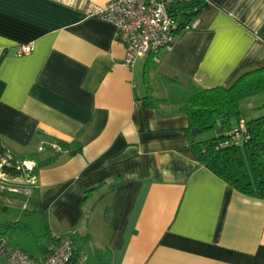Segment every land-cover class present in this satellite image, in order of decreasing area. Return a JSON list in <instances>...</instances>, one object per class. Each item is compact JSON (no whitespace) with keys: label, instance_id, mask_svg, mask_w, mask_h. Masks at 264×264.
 <instances>
[{"label":"crops","instance_id":"obj_1","mask_svg":"<svg viewBox=\"0 0 264 264\" xmlns=\"http://www.w3.org/2000/svg\"><path fill=\"white\" fill-rule=\"evenodd\" d=\"M107 1L0 0V139L16 155L81 147L37 171L51 235L75 234L76 264H103L97 249L108 264H264V200L198 163L185 115L140 101L147 61L155 96L159 75L211 88L264 67V0H207L170 51L132 67L115 26L85 14Z\"/></svg>","mask_w":264,"mask_h":264},{"label":"trees","instance_id":"obj_2","mask_svg":"<svg viewBox=\"0 0 264 264\" xmlns=\"http://www.w3.org/2000/svg\"><path fill=\"white\" fill-rule=\"evenodd\" d=\"M205 4L206 1L199 0L185 5L183 9L188 12H184V15L188 21ZM150 63L147 61L143 69L145 94L140 99L142 106L165 115H185L188 124L184 132L198 163L236 191L264 200V115L245 120L246 131L239 139L233 137L242 119L241 101L264 92V67L242 73L228 86L211 88H203L194 83L182 86L175 78L159 75L158 84L166 90L164 96H155L149 81V72L154 67ZM193 128L197 130L195 134L191 132ZM203 132H214L215 136L197 140L196 135ZM51 142L44 144L47 150L44 156L38 153L16 155L0 139V171L9 179L35 180L38 169L53 164L59 152L67 150L69 155L81 152L75 140L66 142L51 138ZM52 144H57L60 151L55 152ZM25 161L34 163L30 170L23 165ZM29 188V195L0 192V236L7 239L10 247L39 259L51 251L52 247H47L45 242L56 240L51 235L47 213L37 206L36 183L29 184ZM66 235L74 243L70 264H76V236L71 233ZM109 255L107 250L97 249L93 253V256L105 260L103 264H108Z\"/></svg>","mask_w":264,"mask_h":264},{"label":"built area","instance_id":"obj_3","mask_svg":"<svg viewBox=\"0 0 264 264\" xmlns=\"http://www.w3.org/2000/svg\"><path fill=\"white\" fill-rule=\"evenodd\" d=\"M199 0H108L105 4L89 2L85 7V14L111 22L115 26L116 38L124 44L123 64L132 67L139 58L149 57L152 61L158 60L160 51H170L177 34L190 28L193 23H183L180 20L184 15L183 7ZM206 1L207 0H203ZM31 45L20 46L17 54L30 52ZM246 131L245 120L240 119L238 129L233 132L234 139H239ZM55 152L60 151L57 144L51 145ZM45 146L39 148L43 151ZM27 169L32 166L23 162ZM0 171V192H25L30 194V188L20 189L11 183ZM34 184V178H31ZM21 191V192H20ZM56 242L51 251L43 258H33L26 252L12 248L7 239L0 236V264H70L74 254V243L70 236L53 235Z\"/></svg>","mask_w":264,"mask_h":264},{"label":"rangeland","instance_id":"obj_4","mask_svg":"<svg viewBox=\"0 0 264 264\" xmlns=\"http://www.w3.org/2000/svg\"><path fill=\"white\" fill-rule=\"evenodd\" d=\"M252 97L253 98L251 97L247 98L248 100H250L251 105L249 106L244 105V102L245 103L248 102V101L246 102L247 99L242 100L240 103V106L242 108L241 115L244 118V120H250L252 118H256V117L264 115V92L257 94L255 96H252ZM213 136H215L214 132H203V133L196 135V139L206 140ZM11 183L15 184L22 190V189L29 188V184H31V181H26V179L19 178V179L12 180ZM22 193L24 194L25 192H23L22 190Z\"/></svg>","mask_w":264,"mask_h":264},{"label":"water","instance_id":"obj_5","mask_svg":"<svg viewBox=\"0 0 264 264\" xmlns=\"http://www.w3.org/2000/svg\"><path fill=\"white\" fill-rule=\"evenodd\" d=\"M196 131H197V130H196L195 128H193V129L191 130L192 134H195Z\"/></svg>","mask_w":264,"mask_h":264}]
</instances>
